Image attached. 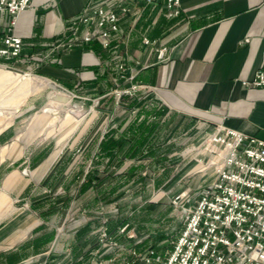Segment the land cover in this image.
Listing matches in <instances>:
<instances>
[{
  "label": "crops",
  "instance_id": "obj_1",
  "mask_svg": "<svg viewBox=\"0 0 264 264\" xmlns=\"http://www.w3.org/2000/svg\"><path fill=\"white\" fill-rule=\"evenodd\" d=\"M90 2L117 14L116 37L107 50L96 42L62 49L60 43L72 40L70 21ZM6 36L19 38L21 50L15 59L0 57V65L38 66L43 75L73 87L102 82L108 94L113 87L140 85L133 115L127 107L102 111L101 134L137 116L155 133L150 142L225 130L264 142V89L245 84L262 62L264 0H179V13L170 18L160 1L145 6L144 0H30L14 25L0 12V49ZM12 163L0 164V264L43 253L24 254L22 242L37 239L47 227L56 239L60 233L53 228L73 215L72 189L32 193L30 179L9 172ZM42 170L43 177L49 169Z\"/></svg>",
  "mask_w": 264,
  "mask_h": 264
},
{
  "label": "rangeland",
  "instance_id": "obj_2",
  "mask_svg": "<svg viewBox=\"0 0 264 264\" xmlns=\"http://www.w3.org/2000/svg\"><path fill=\"white\" fill-rule=\"evenodd\" d=\"M113 36L116 34L111 35L110 42ZM68 42L59 46L69 50L82 43L78 39L71 47L65 46ZM19 54L0 57L9 60ZM0 70L29 73L47 81L46 86L27 95L10 115L11 122L0 130V150L6 147L0 164L12 160L9 172L30 179L32 193L73 190V215L68 213L63 227L53 228L59 236L50 238L52 228L47 227L37 239L22 242L24 254L44 252L19 264H164L187 212L214 180L220 165L222 146H212L213 135L198 132L194 139L180 136L166 144L164 136L150 142L155 133H148L132 155L120 153L113 162L93 172L105 177L101 188L94 182L87 185L86 176L94 169L104 136L122 131L134 119L124 118L127 124L123 128L113 126L101 134L102 111L116 113L127 107L131 113L133 94L140 85L113 87L108 94L102 82L89 87L64 85L43 75L38 66L18 68L8 64L0 65ZM123 90L131 93L124 94ZM141 108L146 112L150 106ZM7 118H0V127ZM45 167L49 170L42 177ZM131 171L134 178L129 175ZM37 228L35 232L40 230ZM46 238L49 242L36 248L29 244Z\"/></svg>",
  "mask_w": 264,
  "mask_h": 264
},
{
  "label": "built area",
  "instance_id": "obj_3",
  "mask_svg": "<svg viewBox=\"0 0 264 264\" xmlns=\"http://www.w3.org/2000/svg\"><path fill=\"white\" fill-rule=\"evenodd\" d=\"M159 1L167 17L178 15L179 0H144V5ZM29 2L0 0V12L8 14L14 25ZM68 30L72 40L65 46L71 47L79 39L107 50L111 35L119 30L118 16L90 2L70 21ZM2 44L0 56L20 53L19 38L6 36ZM245 84L264 89V50L259 69ZM210 142L216 149V145L222 146L220 165L214 180L187 212L164 264H264V142L228 130L214 134Z\"/></svg>",
  "mask_w": 264,
  "mask_h": 264
},
{
  "label": "trees",
  "instance_id": "obj_4",
  "mask_svg": "<svg viewBox=\"0 0 264 264\" xmlns=\"http://www.w3.org/2000/svg\"><path fill=\"white\" fill-rule=\"evenodd\" d=\"M150 133V127L147 123L146 118L139 119V117H134L133 120L122 130V131H113L107 133L104 136V139L99 144V151L96 156V161L94 162V169L91 170L86 176V184L90 185L92 182L96 183V187H102L105 177L94 175V171L99 170L103 164H108L113 162V160L118 156V154L123 153L125 156L132 155L137 148L143 144V140ZM123 178L121 174H116ZM131 178H134L136 175L133 171L129 173ZM125 177V176H124ZM104 198L103 195H100ZM123 224V222H122ZM85 230H82L77 234V237L81 235ZM49 242V239L46 240H34L30 244L31 247H38Z\"/></svg>",
  "mask_w": 264,
  "mask_h": 264
},
{
  "label": "bare ground",
  "instance_id": "obj_5",
  "mask_svg": "<svg viewBox=\"0 0 264 264\" xmlns=\"http://www.w3.org/2000/svg\"><path fill=\"white\" fill-rule=\"evenodd\" d=\"M46 84L45 79L31 76L29 73L19 74L8 70H0V113L4 114L3 116L0 115V118L8 116L7 120L2 122L0 130L11 122L10 118L13 112L24 102L27 95L35 89L46 86ZM57 106L59 105L57 104ZM5 150L6 147L0 150V160L3 158L2 155Z\"/></svg>",
  "mask_w": 264,
  "mask_h": 264
}]
</instances>
